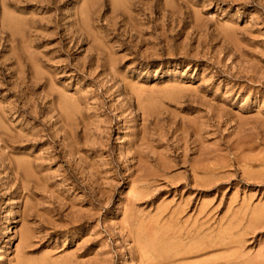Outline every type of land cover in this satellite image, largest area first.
<instances>
[{"label":"rangeland","instance_id":"374dc122","mask_svg":"<svg viewBox=\"0 0 264 264\" xmlns=\"http://www.w3.org/2000/svg\"><path fill=\"white\" fill-rule=\"evenodd\" d=\"M0 264H264V0H0Z\"/></svg>","mask_w":264,"mask_h":264},{"label":"bare ground","instance_id":"6f19581e","mask_svg":"<svg viewBox=\"0 0 264 264\" xmlns=\"http://www.w3.org/2000/svg\"><path fill=\"white\" fill-rule=\"evenodd\" d=\"M259 214V213H258ZM155 222V221H154ZM203 224V223H202ZM201 226V225H200ZM202 227V226H201ZM199 228V227H198ZM209 230V229H208ZM196 231V230H195ZM195 231H193V232H195ZM207 231V230H206ZM211 231V230H210ZM228 231V230H227ZM192 232V233H193ZM202 232V231H201ZM225 232V231H224ZM204 233V232H203ZM227 233V232H226ZM225 233V234H226ZM193 234H195V233H193ZM209 234H210V232H209ZM212 234V233H211ZM230 234V233H229ZM228 234V235H229ZM227 235V236H228ZM213 236V235H212ZM226 236V235H225ZM197 237V236H196ZM190 238V237H189ZM208 238H210V237H208ZM218 238V239H217ZM217 238H211L210 240H208V241H201L198 245L199 246H214V245H216L217 244V242H221V241H225L226 240V238L224 237V236H217ZM207 239V238H206ZM206 239H204V240H206ZM216 239L218 240V241H216ZM145 242V241H144ZM169 242V241H168ZM234 242V241H233ZM226 243V242H225ZM229 242H227V244H228ZM192 244V243H191ZM194 244V243H193ZM231 244V243H230ZM220 245V244H219ZM224 245V244H223Z\"/></svg>","mask_w":264,"mask_h":264}]
</instances>
